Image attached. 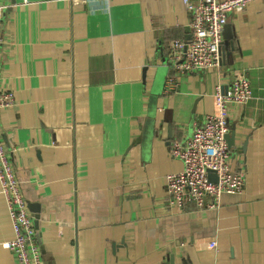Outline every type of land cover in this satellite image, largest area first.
<instances>
[{"label": "crops", "instance_id": "crops-1", "mask_svg": "<svg viewBox=\"0 0 264 264\" xmlns=\"http://www.w3.org/2000/svg\"><path fill=\"white\" fill-rule=\"evenodd\" d=\"M0 14L3 89L16 97L2 130L45 264H264V0L230 14L221 67L171 93L184 0H0ZM238 73L253 96L229 104L227 140L244 192L169 205L167 177L183 169L170 143ZM14 235L0 185V264H21L3 245Z\"/></svg>", "mask_w": 264, "mask_h": 264}, {"label": "built area", "instance_id": "built-area-1", "mask_svg": "<svg viewBox=\"0 0 264 264\" xmlns=\"http://www.w3.org/2000/svg\"><path fill=\"white\" fill-rule=\"evenodd\" d=\"M252 1L255 0H184L187 10L192 13L190 33L169 45L173 72L166 78L165 93L174 91L184 74L221 67L225 58L223 45L228 18L231 13L243 11ZM5 39L4 15L0 14V185L15 234L3 245L21 264H45L29 202L16 175L12 150L8 148L2 130V110L16 104L14 92L3 89L1 72ZM252 96L250 80L244 73L233 76L226 91L223 84H218L214 94L216 111L206 115L186 138L170 143L169 152L182 161L183 169L167 177L169 205L182 207L190 200L199 207L216 208L222 195L244 192L246 176L231 164L232 151L227 140L229 104L247 102ZM211 171H215L216 181L210 179ZM216 245V241L210 243L211 247Z\"/></svg>", "mask_w": 264, "mask_h": 264}, {"label": "water", "instance_id": "water-1", "mask_svg": "<svg viewBox=\"0 0 264 264\" xmlns=\"http://www.w3.org/2000/svg\"><path fill=\"white\" fill-rule=\"evenodd\" d=\"M225 41H224V44L227 45L229 42V39L231 38V31H230V25H226L225 27ZM224 50V49H223ZM228 137V136H227ZM232 139V138H231ZM230 141V140H229ZM232 141V140H231ZM233 143V142H232ZM209 177L210 179L216 181L217 180V176H216V173L215 171H211L210 174H209ZM35 226H37V222L35 221Z\"/></svg>", "mask_w": 264, "mask_h": 264}]
</instances>
